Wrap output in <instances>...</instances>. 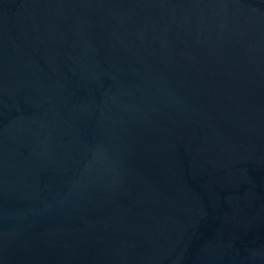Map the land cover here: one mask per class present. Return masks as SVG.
<instances>
[{
  "label": "water",
  "instance_id": "obj_1",
  "mask_svg": "<svg viewBox=\"0 0 264 264\" xmlns=\"http://www.w3.org/2000/svg\"><path fill=\"white\" fill-rule=\"evenodd\" d=\"M0 264H264V0H0Z\"/></svg>",
  "mask_w": 264,
  "mask_h": 264
}]
</instances>
